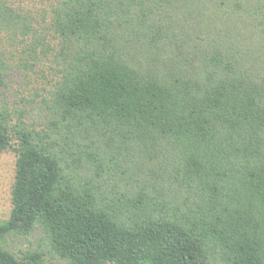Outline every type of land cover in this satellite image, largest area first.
<instances>
[{
  "label": "trees",
  "instance_id": "trees-1",
  "mask_svg": "<svg viewBox=\"0 0 264 264\" xmlns=\"http://www.w3.org/2000/svg\"><path fill=\"white\" fill-rule=\"evenodd\" d=\"M25 1L0 0V264H264V0ZM36 231L58 262L7 249Z\"/></svg>",
  "mask_w": 264,
  "mask_h": 264
},
{
  "label": "rangeland",
  "instance_id": "rangeland-1",
  "mask_svg": "<svg viewBox=\"0 0 264 264\" xmlns=\"http://www.w3.org/2000/svg\"><path fill=\"white\" fill-rule=\"evenodd\" d=\"M31 1H25V5L29 7V10L34 12L37 7L42 6L40 1L43 0H35L34 5H30ZM237 1V0H236ZM239 4L242 6L243 11L241 12V16L244 19H247V15L252 19H256L260 17V6L257 0H238ZM46 3V2H45ZM234 22V21H233ZM238 27L243 29L245 24L239 23ZM247 29V28H246ZM262 41V40H261ZM22 44L15 43L13 47H11V56L12 60L15 62L13 66L19 64L18 59L20 58L15 51L19 50L22 47ZM24 59H28L24 57ZM51 59L48 56V59H42L37 65H35L32 69V72L27 73V77L30 79L25 78L23 81L17 79L18 83L13 82L12 86H9L4 93L3 100L6 103V107L8 109H13V107H20V99L22 98H33L37 92L35 89L37 88H49V79L52 76V72L50 71L51 66ZM44 76V78H43ZM19 86V87H18ZM17 92V93H16ZM36 117L33 113L29 114V116ZM29 121V118H26ZM15 155L11 151L0 153V222H4L8 219L9 213L11 210L10 205V190L14 180V173H15ZM40 234L38 231L33 232L27 239L16 238L10 239L8 241L7 249L14 252L20 253L26 249H33L39 250L45 254V259L51 261L58 262V259H52V257L47 253L46 247L42 242L39 240ZM63 264V263H62Z\"/></svg>",
  "mask_w": 264,
  "mask_h": 264
}]
</instances>
